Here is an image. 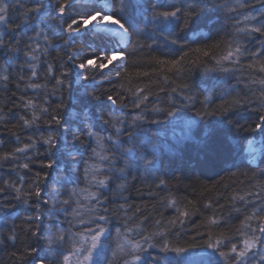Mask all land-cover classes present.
Segmentation results:
<instances>
[{
  "label": "snow or ice",
  "instance_id": "1",
  "mask_svg": "<svg viewBox=\"0 0 264 264\" xmlns=\"http://www.w3.org/2000/svg\"><path fill=\"white\" fill-rule=\"evenodd\" d=\"M205 12L213 15L204 20ZM198 18L216 27L192 48L196 41L185 33L198 35L194 30L201 26H193ZM49 19L56 24L51 35ZM0 52L7 54L0 63V85L10 93L6 103L0 102V215L5 218L0 229H6L0 231V244L14 242L12 264H264V169L240 173L247 183L241 182L228 200L238 225L215 232L213 226L227 222L213 214L183 239L185 221L199 208L179 206L170 181L152 167L155 153L144 158L143 176H132L130 168L135 129L141 123L161 124L159 118L149 119L153 113L180 118L181 109L189 117L181 121L183 141L197 144L206 160L214 163L228 151L211 128H201L210 117L251 135L248 150L255 159L257 135L264 146V0H0ZM143 52L149 63L177 75L199 68L220 73L235 87L215 99L210 92L200 94L201 100L183 83L171 89L180 99L161 107L158 95L147 88L126 87L129 62L136 64L132 58ZM189 52L199 55L188 59ZM113 81L120 83L103 88ZM76 87L99 104L95 118L84 109V130L72 129L64 116L65 95ZM57 95L60 103L53 108L50 98ZM242 111L255 113L256 119L241 123L235 116ZM8 138L17 146L4 150ZM61 140L68 162L53 179L47 170L57 165ZM68 144H79L83 151H67ZM129 177L148 187L149 197H158L155 215L129 202L134 187ZM21 205L30 214L17 216ZM204 207L212 208L213 202ZM167 208L175 210L173 219L161 215Z\"/></svg>",
  "mask_w": 264,
  "mask_h": 264
},
{
  "label": "trees",
  "instance_id": "2",
  "mask_svg": "<svg viewBox=\"0 0 264 264\" xmlns=\"http://www.w3.org/2000/svg\"><path fill=\"white\" fill-rule=\"evenodd\" d=\"M48 2V0H45ZM54 15V14H53ZM213 13L205 12L204 20L211 17ZM204 20L198 18L194 22V27H199L194 31L198 35H193L192 31L185 33L186 38L190 41H196L192 43L191 47H199L206 39L208 35L215 32V25L205 24ZM47 26L51 29L50 35L56 31V24L53 20L49 19ZM150 31L145 30L144 35L148 36ZM51 51V50H50ZM187 51V49H185ZM53 55H62V53H55ZM153 55L159 56V53H154ZM199 55L195 52L188 53V59H195ZM7 60V54L0 52V63ZM136 61V64L129 62V77L126 82V87L132 88L133 90L137 87L147 88L149 92L158 95L160 106L167 107L171 102L172 98L180 99L177 94L172 93L171 89L183 83H188L193 92L200 96L203 100V95L212 93L213 98L217 96H227L229 92L235 87L234 81H229L224 76L218 72L205 73L202 69L196 68L191 71L187 76L183 74L177 75L174 70L166 68L162 65H156L149 63L150 57L147 52L140 53L139 55L132 58ZM11 63V61H8ZM147 72L148 76H138L137 73ZM165 77L168 79L165 80ZM97 79H102L97 77ZM120 81H113L112 83H103V88L111 89L118 86ZM11 87V86H9ZM15 92V88H12ZM20 93H17L19 95ZM109 94H112L111 92ZM10 93H5L3 91V85H0V102L6 103V97ZM31 96L32 93L29 92ZM156 96L150 97L153 102H156ZM51 106L54 108L58 103H60L59 96H53L50 98ZM64 103L67 104V110L64 113L65 120H67L72 129L84 130V125L82 123V114L85 108L91 110L93 117L97 114V108L99 104L91 101V98L79 87L74 88L71 96L65 95ZM107 104L106 101H104ZM11 107V105H9ZM114 108V106H109ZM180 118L175 120L168 118L165 119L163 116L156 117L153 113L149 119L159 118L162 123L158 125H149L141 123L140 127L135 129V151L134 154L130 156V168L132 176H143L145 167V157L148 159L152 158V154L156 155V163L152 166L154 169H158L156 174L164 179L170 181L169 191L177 199L179 206L188 207L192 209L193 204L196 208H199V212L196 215L191 216L185 221L184 228L188 231V236L183 237V239H188L193 233L192 229L194 225L200 224L205 218L211 217L216 214L218 217L222 216L227 222L222 223L219 228L213 226V231L218 232L225 230L227 227L238 225V214L232 210L229 205V198L235 193L240 191L243 185L241 182L247 183L246 177L241 175V172H247L251 175L252 171L264 169V150L258 157L256 163H252L248 159L247 145L248 140L253 137L246 132L236 133L234 129L221 122L220 117H210L205 121H201V128H211L213 132L219 135L226 143L228 151L223 158L217 159L214 163L209 162L204 158L203 153L200 151L197 144L194 142L185 143L181 135V130L183 128L182 119H188V115L185 114L184 110H180ZM194 115V114H193ZM241 123H251L256 119V114L253 112L242 111L235 116ZM16 122L15 119L12 121ZM101 127H105L100 125ZM30 133H25L27 135ZM255 138H261L257 135ZM9 142L4 145V150L11 147L17 146L14 139L8 138ZM69 139L71 136L69 135ZM23 141V136H22ZM26 142V141H25ZM64 141L61 140L60 149L55 153L57 159V165L50 170L52 178L55 179L57 172L60 167L66 165L68 162L67 152L63 151ZM44 148L40 147L39 151L43 152ZM80 150L83 151V146L76 144H68L67 151ZM232 173H235L233 175ZM130 184L134 185L131 189L132 199L129 201L135 205L142 207V211L145 215L153 214V206L160 210V204L158 203V197H149L148 193L150 189L145 187L140 183L139 180L133 181L129 177ZM151 183V181H148ZM227 185V187H225ZM140 189L143 193V197H138L136 195L135 189ZM152 192H159L160 195L165 193L159 189L152 188ZM209 200L213 202L212 208H205ZM189 202H193L190 204ZM219 203L225 205L223 210L215 207ZM239 206V202H237ZM28 206L21 205L16 210L17 216H23L30 214V209L25 212ZM202 214V215H201ZM161 215L165 220L173 219L176 215L174 209L167 208L161 210ZM159 218V216H156ZM11 219V218H10ZM5 218L0 215V225H3ZM20 224V220L15 221ZM179 225H177V228ZM175 230V229H174ZM205 231L204 228L200 229ZM0 231H6V229H0ZM13 241H6L0 244V264H12V258L10 254L15 251L13 247ZM46 247V246H45ZM151 251V250H150ZM158 253L159 250H156ZM46 253L42 251L40 255H45ZM155 254V253H154ZM170 255V254H169ZM212 261L221 260L219 257H206ZM160 264H164L161 260ZM221 264H223L221 260Z\"/></svg>",
  "mask_w": 264,
  "mask_h": 264
},
{
  "label": "rangeland",
  "instance_id": "3",
  "mask_svg": "<svg viewBox=\"0 0 264 264\" xmlns=\"http://www.w3.org/2000/svg\"><path fill=\"white\" fill-rule=\"evenodd\" d=\"M256 141H257V143L254 145V147L258 150L256 152V154H259L264 149V146H262V144L260 143V141H261L260 138H256ZM247 151H248V157L252 158V155L249 153L248 148H247Z\"/></svg>",
  "mask_w": 264,
  "mask_h": 264
},
{
  "label": "bare ground",
  "instance_id": "4",
  "mask_svg": "<svg viewBox=\"0 0 264 264\" xmlns=\"http://www.w3.org/2000/svg\"><path fill=\"white\" fill-rule=\"evenodd\" d=\"M248 159H249V157H248ZM250 161V160H249Z\"/></svg>",
  "mask_w": 264,
  "mask_h": 264
}]
</instances>
